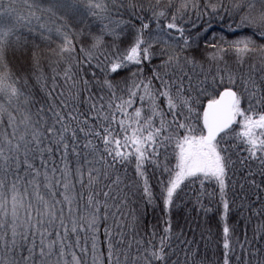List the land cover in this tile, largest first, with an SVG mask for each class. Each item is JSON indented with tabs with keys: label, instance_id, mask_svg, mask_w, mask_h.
Wrapping results in <instances>:
<instances>
[{
	"label": "snow or ice",
	"instance_id": "obj_1",
	"mask_svg": "<svg viewBox=\"0 0 264 264\" xmlns=\"http://www.w3.org/2000/svg\"><path fill=\"white\" fill-rule=\"evenodd\" d=\"M0 264H264V0H0Z\"/></svg>",
	"mask_w": 264,
	"mask_h": 264
},
{
	"label": "trees",
	"instance_id": "obj_2",
	"mask_svg": "<svg viewBox=\"0 0 264 264\" xmlns=\"http://www.w3.org/2000/svg\"><path fill=\"white\" fill-rule=\"evenodd\" d=\"M212 30L220 31V25L219 24L213 25ZM210 35H211V32L208 33V36ZM36 43H39V41H37ZM203 46H204L203 41H201V47ZM37 51H39V49H37ZM140 214L144 222L148 224H155L159 217V209L154 210L153 206L140 207ZM236 218H237L236 216H233V222L236 220ZM191 219L193 223L198 222L200 224L201 227L199 230H205L207 229L209 225H212L214 230L216 228L215 222L217 218L215 217L214 213H209L207 216H205V214L201 211L199 213L198 221L196 218V213H192ZM173 221H174V224H176L177 226H184L185 229L187 230L186 213L183 209L174 210ZM199 230H198V233H199ZM197 239H199V234H197ZM208 256H209V259H215V257L212 255L211 247L209 248Z\"/></svg>",
	"mask_w": 264,
	"mask_h": 264
}]
</instances>
